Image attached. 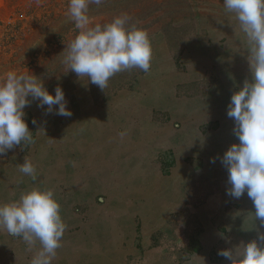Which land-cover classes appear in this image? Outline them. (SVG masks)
I'll use <instances>...</instances> for the list:
<instances>
[{
	"label": "rangeland",
	"instance_id": "rangeland-1",
	"mask_svg": "<svg viewBox=\"0 0 264 264\" xmlns=\"http://www.w3.org/2000/svg\"><path fill=\"white\" fill-rule=\"evenodd\" d=\"M168 5L146 20L150 70L121 71L101 90L68 71L59 38L45 44L57 29L40 27L28 0H0V83L34 73L53 95L62 87L72 112L46 115L32 101V141L0 157V204L54 191L67 227L52 264H230L218 251L244 242L254 205L226 194L221 158L239 143L227 110L251 79L249 42L223 0ZM25 158L37 179L19 172ZM39 248L0 229V264H30Z\"/></svg>",
	"mask_w": 264,
	"mask_h": 264
},
{
	"label": "clouds",
	"instance_id": "clouds-1",
	"mask_svg": "<svg viewBox=\"0 0 264 264\" xmlns=\"http://www.w3.org/2000/svg\"><path fill=\"white\" fill-rule=\"evenodd\" d=\"M104 2L69 0L68 16L78 32L63 57L68 71L87 78L101 90L121 71L139 68L148 72L152 59L147 30L128 26L130 18L126 14L105 25H92L90 5L100 6ZM223 2L229 12L235 13L249 42L251 73V79H246L232 94L228 105L227 115L234 120L233 132L239 143H233L221 158L230 185L226 194L239 199L247 192L254 205L255 220L264 225V0ZM32 101H37L46 115L72 116L62 87L57 86L53 95L34 73L8 72L0 83V157L22 141H32V131L24 119V109ZM32 123L37 122L33 119ZM126 134L121 132V138ZM18 170L37 179L36 166L27 158ZM18 182H22V177ZM66 227L52 189L32 188L22 192L18 201L0 204V229L22 237L29 249L39 241L40 248L30 264H52ZM217 254L230 264H264V233L247 243L219 250Z\"/></svg>",
	"mask_w": 264,
	"mask_h": 264
},
{
	"label": "trees",
	"instance_id": "trees-1",
	"mask_svg": "<svg viewBox=\"0 0 264 264\" xmlns=\"http://www.w3.org/2000/svg\"><path fill=\"white\" fill-rule=\"evenodd\" d=\"M21 1L23 0H10L13 5H18ZM168 2L169 0H105L100 6L90 5L89 16L94 26L95 24L105 25L110 23L113 18L126 14L130 18L128 26L135 25L145 29L148 18L163 11L166 7L168 10L171 9ZM28 7L29 15L33 13L34 20L40 27L47 30L57 29L44 40L45 44L53 47L57 43L56 38H59V44L67 52V46L75 39L78 32L74 22L68 16L69 0H50L49 2L47 0H28ZM41 9L44 12L42 18H39L37 14ZM53 52L55 51L50 50L47 54L55 56Z\"/></svg>",
	"mask_w": 264,
	"mask_h": 264
},
{
	"label": "crops",
	"instance_id": "crops-1",
	"mask_svg": "<svg viewBox=\"0 0 264 264\" xmlns=\"http://www.w3.org/2000/svg\"><path fill=\"white\" fill-rule=\"evenodd\" d=\"M242 221V220H241ZM243 222L247 223V225L249 226L247 233L244 232V235L242 236V238H244V242L248 241V239L251 236H257L259 233H264V225H261L259 220H255L254 218V211L249 213V218L247 219L246 216L243 220ZM250 240V239H249Z\"/></svg>",
	"mask_w": 264,
	"mask_h": 264
},
{
	"label": "bare ground",
	"instance_id": "bare-ground-1",
	"mask_svg": "<svg viewBox=\"0 0 264 264\" xmlns=\"http://www.w3.org/2000/svg\"><path fill=\"white\" fill-rule=\"evenodd\" d=\"M26 185V184H25ZM96 251V250H95Z\"/></svg>",
	"mask_w": 264,
	"mask_h": 264
}]
</instances>
